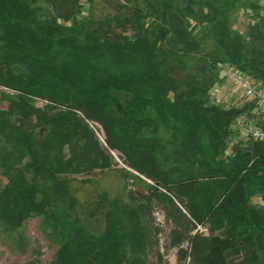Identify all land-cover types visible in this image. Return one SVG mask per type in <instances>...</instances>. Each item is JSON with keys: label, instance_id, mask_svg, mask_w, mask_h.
Masks as SVG:
<instances>
[{"label": "trees", "instance_id": "16d2710c", "mask_svg": "<svg viewBox=\"0 0 264 264\" xmlns=\"http://www.w3.org/2000/svg\"><path fill=\"white\" fill-rule=\"evenodd\" d=\"M81 7L0 0V227L38 217L48 264H165L163 236L178 263L264 264V141L231 129L252 103L208 100L225 67L264 87V2L124 0L98 20ZM111 151L132 184L82 210L73 183L118 166ZM99 215L95 233L82 217Z\"/></svg>", "mask_w": 264, "mask_h": 264}, {"label": "rangeland", "instance_id": "374dc122", "mask_svg": "<svg viewBox=\"0 0 264 264\" xmlns=\"http://www.w3.org/2000/svg\"><path fill=\"white\" fill-rule=\"evenodd\" d=\"M258 1L264 2V0ZM80 2L82 7L81 13L78 17L94 18L95 20H98L115 14L117 12V6H119V4H123L124 0H80ZM249 16V12H245L242 9L236 11L232 16V24L234 28L241 33H245L248 30L250 24ZM114 30L119 32V29L117 28H114ZM229 87H233V84L228 83V89H223V92L228 95L232 92L234 97L238 96L239 98H242L241 92L238 88L229 90ZM1 90L11 93L10 91L0 87V93ZM211 91L212 90L209 91V97ZM37 104L41 105L40 102H37ZM5 105V101L0 102V107H4ZM117 163L118 166L113 167L112 169L97 172L93 176H88L91 178L90 183H80L78 182L79 180L74 181L73 184L76 188L75 194H77L79 199L83 202L80 205L82 210L90 208L92 200H94L97 197V194L101 191H107L110 196H113L125 186L126 182H128L129 186H131L132 183L129 180L130 178L128 181H125V177L122 176L119 170L125 169L131 173H134L133 170L128 168L124 162L119 163L117 161ZM81 177L82 176H77L76 179H80ZM140 178L141 180L145 179V177L142 176ZM5 181L6 179L4 176L0 174V186H2ZM82 218L89 230L95 233H98L102 230V215L92 219L86 218L85 216ZM155 218L157 222L163 223V218L159 212L155 214ZM163 227L166 233H168V229L171 228L170 224H163ZM207 227L208 225H205V228L201 227L203 233L208 232ZM43 231L44 230L40 225V220L38 217H32L27 220L23 227L18 231H11L7 228L0 227V264H48L53 257L55 247L48 241ZM161 243L163 244L162 252L166 260L165 264H184V262L178 263L176 260V248H169L167 250L165 249L164 236ZM183 247L187 248V244L184 243ZM150 262L156 264V261L153 258H151Z\"/></svg>", "mask_w": 264, "mask_h": 264}, {"label": "built area", "instance_id": "2783aa9c", "mask_svg": "<svg viewBox=\"0 0 264 264\" xmlns=\"http://www.w3.org/2000/svg\"><path fill=\"white\" fill-rule=\"evenodd\" d=\"M224 73L223 83L212 89L209 100L224 107H239L246 103H252L251 112L238 116L232 124L231 129L234 133L236 132L235 135L232 134V138L240 140L250 136L253 140L264 141V87L235 69L225 67ZM228 83L233 84L229 90L238 88L242 98L234 97L232 92L229 95L223 92V89H228ZM98 137L103 140L100 133H98ZM111 153L119 163L122 162L115 151H111Z\"/></svg>", "mask_w": 264, "mask_h": 264}]
</instances>
